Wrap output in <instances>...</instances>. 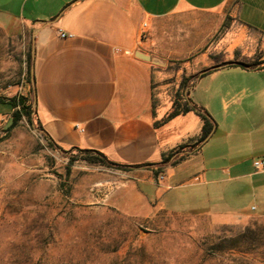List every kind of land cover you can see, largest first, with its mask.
<instances>
[{"label": "crops", "instance_id": "1", "mask_svg": "<svg viewBox=\"0 0 264 264\" xmlns=\"http://www.w3.org/2000/svg\"><path fill=\"white\" fill-rule=\"evenodd\" d=\"M7 2L0 50L16 69L20 59L24 67L29 55L42 132L59 149H93L129 166L115 169L119 177L101 167V172L85 173L84 187L107 189L119 180L130 195L119 201L106 197L131 214L137 203L218 221L264 214V167L253 165L255 158H264V67L215 65L206 49L194 53L205 41L204 24L208 30L211 14L221 19L228 15L238 27L230 57L246 37L255 38L248 32L264 40V0ZM172 16L180 17L181 28L190 25L192 30L165 26ZM144 22L148 35L141 39ZM138 52L182 59L181 70L190 83L185 98L214 120L203 142L184 149L186 155L176 163L172 161L179 152L169 158L161 180L149 167L130 165L159 164L180 145L195 143L202 120L193 110L163 120L172 105L164 97L173 82ZM230 60L240 61L237 56ZM258 60L264 62V54ZM11 86L4 84L0 94L12 96ZM12 109L7 99L0 100V126L8 123Z\"/></svg>", "mask_w": 264, "mask_h": 264}, {"label": "rangeland", "instance_id": "2", "mask_svg": "<svg viewBox=\"0 0 264 264\" xmlns=\"http://www.w3.org/2000/svg\"><path fill=\"white\" fill-rule=\"evenodd\" d=\"M6 3L0 0V21L5 20ZM226 16H208L205 41L194 53L206 49L215 65L236 56L248 63L258 60L264 54V40L252 32L248 35L255 38L246 37L236 56L228 55L238 41L233 35L238 27ZM163 23L171 30H192L190 25L180 27L184 25L179 16ZM2 53L0 50V89L10 84L8 92L13 95L25 92L27 53L24 67L20 59L18 69ZM160 60L164 65L155 68L166 71L165 79L173 82L164 99L182 102L183 60ZM6 74L10 75L7 79ZM6 125L0 126V136ZM7 134L0 141V264H264V214L218 221L140 203L131 214L109 200L130 195L121 190L116 178L107 189L83 185L85 173L101 172V167L119 177L114 173L117 168L79 158L70 163L69 156L76 151L51 148L26 118Z\"/></svg>", "mask_w": 264, "mask_h": 264}, {"label": "trees", "instance_id": "3", "mask_svg": "<svg viewBox=\"0 0 264 264\" xmlns=\"http://www.w3.org/2000/svg\"><path fill=\"white\" fill-rule=\"evenodd\" d=\"M226 18H229V16H226ZM250 29H252V28L250 27ZM238 51H239V48H235L234 53L237 54ZM28 58H29V55H28ZM236 61L237 60H226V61H223V62L217 64V65L243 66V65L237 63ZM241 62H244V61H241ZM244 63L247 64L248 67H257V68L264 67V62H261L259 60H253L250 63H248V62H244ZM27 67L28 68H27L26 76H25L24 81H23V85L24 86L27 85L26 91L16 93V94L9 96V97L0 95V100L1 99H7L8 102L10 103L11 107L13 108L12 112L10 114V119H9L6 127L3 129L4 134L2 136H0V141L7 137V135H8L7 133L9 131H11L14 127H16L22 118H26V120L30 124L36 126L41 131L45 140L47 141L48 145L51 148H58L59 149V146L56 145L41 130V124L37 118L36 105H35V102L33 99L34 95H33V88L31 85L29 61H28ZM210 71L211 70H207L204 73H208ZM196 77H197V75L192 76L190 79H193ZM188 84H190L188 81V78L184 77L183 80L181 81V84H180V87L183 89V92L185 91V88L187 87ZM190 110L195 111V113L198 114V116L202 120L201 132H200V135L198 136L197 140L195 141V143H193L191 145H180L176 150L170 151L167 154V156H164L162 161L159 164L146 163V164H133L130 166L131 167H141V166L149 167L150 169H152L154 175L158 176L163 171V168L165 167L169 158L175 152H179V154L174 158L172 163H176L177 161L181 160L186 155L185 153H182V151H184V149H186L187 147L192 148L193 146H196L197 144H200L201 142H203L209 136L211 131L213 130L214 120L211 118V116L209 115V113L207 112V110L204 107L199 106L195 103H192V102H190L189 99H186L185 98V92H184V98H183L182 102H179L177 99L172 102L171 108L167 112V114L164 116L163 120L168 119L170 117H173V116L180 114V113H185V112L190 111ZM61 150L63 152L76 151L75 154H70V156H69V162L70 163H72L73 161H75L79 158V159H82V160L86 161L87 163L93 164V165H102V166L114 167V168H120V169H128V167H129L128 165L119 164V163L110 161L102 152H99L97 150L83 149V148H78V147L69 148V149L61 148ZM67 174H69V166L66 167V175Z\"/></svg>", "mask_w": 264, "mask_h": 264}, {"label": "built area", "instance_id": "4", "mask_svg": "<svg viewBox=\"0 0 264 264\" xmlns=\"http://www.w3.org/2000/svg\"><path fill=\"white\" fill-rule=\"evenodd\" d=\"M147 32H148V28H147V23L144 22L142 24V28H141V32H140V37L141 39H145L147 37ZM61 36H65L66 34L64 32H61L60 33ZM253 165L256 169H260V168H263L264 167V158H255L253 160ZM164 178V175L162 173H160L158 176H157V179L158 180H161Z\"/></svg>", "mask_w": 264, "mask_h": 264}, {"label": "water", "instance_id": "5", "mask_svg": "<svg viewBox=\"0 0 264 264\" xmlns=\"http://www.w3.org/2000/svg\"><path fill=\"white\" fill-rule=\"evenodd\" d=\"M138 55L141 57V58H144L146 60H150L152 61L153 63H156V64H163V62L160 60V58L158 57H152L148 54H144L142 52H138ZM237 63L243 65V66H248L247 64H245L244 62H241V61H236ZM34 99V98H33Z\"/></svg>", "mask_w": 264, "mask_h": 264}]
</instances>
